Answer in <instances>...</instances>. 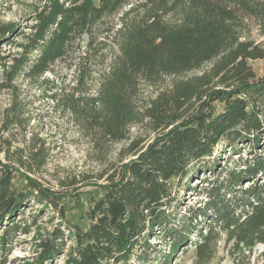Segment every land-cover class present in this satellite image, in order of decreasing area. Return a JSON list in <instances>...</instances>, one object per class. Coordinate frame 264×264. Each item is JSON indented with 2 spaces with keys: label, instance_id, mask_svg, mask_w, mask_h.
I'll return each mask as SVG.
<instances>
[{
  "label": "trees",
  "instance_id": "1",
  "mask_svg": "<svg viewBox=\"0 0 264 264\" xmlns=\"http://www.w3.org/2000/svg\"><path fill=\"white\" fill-rule=\"evenodd\" d=\"M128 2L43 0L28 31L0 24V59L7 60L1 67L8 83L22 78L43 85L59 102L62 88L47 75L55 74L59 63L69 62L76 84L66 106L87 131L96 128L103 138L119 142L127 138L130 126L148 119L159 132L103 186V196L87 213L89 226L69 228L66 264H147L151 254L159 252L151 240L160 234L171 240L161 262L168 264L194 233L201 241L193 264H212L223 235L226 244L232 243L234 263L240 264L239 256L264 244V181L259 182L264 180V159L229 170L206 190L205 206L190 210L180 226L175 211L178 188L186 181L191 189L193 177L215 171L217 164L211 163L223 143H259L264 133V113L257 106L264 103V80H255L247 64L263 58L264 50L242 36L246 20L252 19L260 22L264 35V0H140L122 14L118 27L101 30L102 19ZM105 34L117 53L100 79L97 95L85 96L91 58L99 35ZM4 46L15 52L1 57ZM212 61L209 72L180 79ZM164 76L174 78L171 87L145 110L137 108L133 98L141 81L155 84ZM247 93L254 103L241 96ZM215 102L225 105L222 113L213 111ZM196 104L197 113L187 116ZM251 178L257 181L243 188ZM15 179L9 168L0 166L3 247L16 234L30 233L17 222L30 198L59 210L49 190L26 181L18 191ZM62 235L56 230L41 238L37 264H49L63 253Z\"/></svg>",
  "mask_w": 264,
  "mask_h": 264
},
{
  "label": "rangeland",
  "instance_id": "2",
  "mask_svg": "<svg viewBox=\"0 0 264 264\" xmlns=\"http://www.w3.org/2000/svg\"><path fill=\"white\" fill-rule=\"evenodd\" d=\"M42 2L43 0H0V24L12 23L18 29L28 31L32 24L31 17ZM94 2L98 4L99 0ZM138 2L140 0H129L117 13L105 16L100 25L101 30L118 27L122 14ZM99 36L97 51L91 58V76L86 87H83L84 95L89 97L97 95L100 79L109 70L117 53L113 41L106 34ZM242 36L244 40L264 50V35L259 21L246 20ZM2 50L3 58L15 52L9 46H4ZM6 61L0 59V166L9 168L16 176L14 187L18 191L26 186V181L49 190L59 210L30 198L22 215L17 218V222L30 228V233L16 234L5 247L0 244V264H37V246L41 238L48 237L56 230L63 232V253L57 254L49 264H66L71 246L69 228L89 226L87 213L103 196V186L109 184V179L118 174L124 164L135 159L153 142L159 132L152 129L148 119L130 126L127 138L119 142L103 138L96 128L87 131L66 106V100L76 84L74 68L68 67L69 62L59 63L55 74L47 75L62 88L61 99L57 102L49 97L43 85L32 84L22 78L8 83L1 67ZM215 62L207 63L200 70L190 72L180 79L207 73ZM247 64L253 71L255 80H264V57L249 59ZM173 80V77L164 76L155 84L141 81L133 98L137 108L145 110L152 100L171 87ZM241 96L247 100L253 97L250 93ZM198 106L199 104L193 106L187 116L195 115ZM257 106L264 113V103H257ZM224 107V104L215 102L213 111L215 114L222 113ZM134 143L136 146L131 148ZM259 159H264V133L260 134L259 143L249 139L232 147L223 143L216 159L211 163L213 166L217 164L215 171L193 177L190 181L191 189L187 187L186 181L178 188L175 211L179 219L177 225H181L183 216H188L190 210L205 206L208 201L206 190L226 178L229 170L245 169ZM255 181L257 179H248L242 183V187H248ZM2 234L3 229L0 228V236ZM158 236L151 242L159 252H151L147 264H161L164 256L170 252L171 240L163 234ZM225 238L223 235L217 257L212 264H235L231 252L232 243L226 244ZM200 241L198 234L194 233L190 241L171 256L168 264H193L196 244ZM245 254L246 257H238L240 264H264V244H257L251 253L246 251Z\"/></svg>",
  "mask_w": 264,
  "mask_h": 264
}]
</instances>
